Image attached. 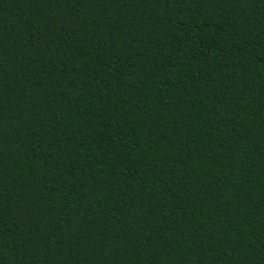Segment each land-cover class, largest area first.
<instances>
[{"label": "trees", "instance_id": "1", "mask_svg": "<svg viewBox=\"0 0 264 264\" xmlns=\"http://www.w3.org/2000/svg\"><path fill=\"white\" fill-rule=\"evenodd\" d=\"M0 264H264V0H0Z\"/></svg>", "mask_w": 264, "mask_h": 264}]
</instances>
